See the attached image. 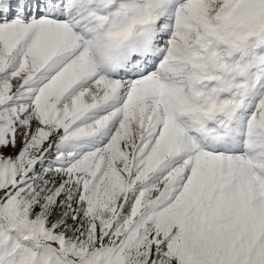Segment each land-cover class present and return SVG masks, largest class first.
I'll use <instances>...</instances> for the list:
<instances>
[{
    "label": "snow or ice",
    "instance_id": "obj_1",
    "mask_svg": "<svg viewBox=\"0 0 264 264\" xmlns=\"http://www.w3.org/2000/svg\"><path fill=\"white\" fill-rule=\"evenodd\" d=\"M0 264H264V0H0Z\"/></svg>",
    "mask_w": 264,
    "mask_h": 264
}]
</instances>
